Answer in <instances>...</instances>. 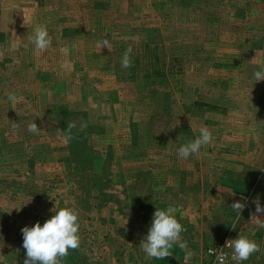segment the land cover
Instances as JSON below:
<instances>
[{
	"label": "rangeland",
	"instance_id": "1",
	"mask_svg": "<svg viewBox=\"0 0 264 264\" xmlns=\"http://www.w3.org/2000/svg\"><path fill=\"white\" fill-rule=\"evenodd\" d=\"M263 11L264 0H0V264H24L21 229L43 225L55 206L75 208L81 225L80 247L61 264H181L177 245L163 259L140 246L153 213L169 205L194 254L241 233L261 248L241 263L264 264V227L250 220L256 201L264 206V80L253 78L264 64ZM164 13L163 43L134 35ZM42 24L52 37L45 52L32 43ZM66 26L83 35L57 38ZM212 32L223 43L208 44L218 60L200 53ZM106 38L131 46L137 66L85 64ZM252 40L242 67H227L229 53ZM33 122L38 135L28 131ZM202 126L212 142L180 158ZM241 200L233 230L231 204Z\"/></svg>",
	"mask_w": 264,
	"mask_h": 264
},
{
	"label": "clouds",
	"instance_id": "2",
	"mask_svg": "<svg viewBox=\"0 0 264 264\" xmlns=\"http://www.w3.org/2000/svg\"><path fill=\"white\" fill-rule=\"evenodd\" d=\"M25 23L28 24L26 15ZM32 43L39 52H45L51 47L52 37L46 25L42 24L35 27ZM98 46L102 48L106 47L110 51L112 50L111 42L107 38L100 42ZM131 54L132 48L129 46L121 59L122 68L127 69L132 67ZM62 67L64 70H68L71 65L63 63ZM260 67L261 70L253 73L255 82L264 80V64ZM7 95L8 100L13 105L12 108L15 109L14 105L18 102V97L14 92H10ZM86 126L84 124L81 127ZM75 127L76 124L70 122L68 124L69 133ZM28 131L38 135L40 129L37 123L33 122L28 124ZM212 140V131L207 126L200 127L198 137L179 148V157L187 159L190 155L198 154L200 149L209 145ZM232 195L234 196L235 193ZM242 200L231 204L233 211L238 214L231 226L233 230L236 229L239 217L246 207V204ZM51 211L55 212V214L47 219L43 225L37 221L34 226H25L21 229L23 248L26 252L24 264H61V258L66 257L70 249L75 250L80 247L81 237L79 229L81 225L79 223L78 211L73 207L67 206L59 209L55 206ZM178 211L179 209L176 206L169 205L166 209L157 208L153 213V220L149 231L140 244L141 250L148 258L163 259L169 257L173 255L174 245L185 250V264L193 257L194 253L188 249L187 242L181 240V234L185 231V228L180 219L177 218L176 213ZM250 220L257 223L260 227H264V206L259 201H256L255 212L252 214ZM127 222L121 226L126 227ZM226 247L233 250L231 259L236 261L237 264H241V262L250 259L254 253L261 251L260 244L255 239L241 233L238 238L228 240ZM208 253L209 255L216 256L217 264H225L227 253H217L213 248H209Z\"/></svg>",
	"mask_w": 264,
	"mask_h": 264
},
{
	"label": "crops",
	"instance_id": "3",
	"mask_svg": "<svg viewBox=\"0 0 264 264\" xmlns=\"http://www.w3.org/2000/svg\"><path fill=\"white\" fill-rule=\"evenodd\" d=\"M166 13L162 14L161 17H159L161 19V23L158 24L156 27H150L149 29L146 30V35L145 36H141L139 35L138 33L137 34H134L136 35L137 37H140V38H144L148 44L150 43H156V42H161L163 43L165 40V35L167 32V25L166 23H168V21L170 20V18L166 15ZM264 15V11L262 13ZM130 20H128L129 22H135L136 20L135 19H139L137 16L135 15H129ZM245 18H247V16H245ZM105 19V20H104ZM129 19V18H128ZM94 20H99L100 22L102 21H108V19L106 18H102V19H94ZM135 26V25H134ZM77 28H72V27H69V26H66V29L65 32H63L64 30L60 31L58 34H57V38H78L80 36L83 35V33L81 32L79 26H76ZM212 31H214L212 29ZM93 33V31L91 32ZM105 35H109V32L105 31ZM128 35V33H123L121 36H122V39L125 41L126 40V36ZM132 35V36H134ZM121 39V38H120ZM123 41H120V47H117V46H114V48H112V50L110 51L109 49H107L106 47L101 49V50H96V52H93V53H87L85 54V61L86 63L85 64H90L92 63L93 61L96 62V61H99L100 64L102 65L101 67H104L106 65H104V63L108 62L112 67H114V70L115 71H120V70H130V69H125V68H122L121 67V59H122V56L123 54L125 53L126 49L128 48L127 44L125 43H121ZM213 42H216L218 45H222L223 43L220 41L219 39V35L216 34V32H212V36H211V41L208 40V41H204V42H200V53L204 54L205 56L207 55V52L210 53V56L214 57V58H217L218 55L215 54V51H214V48L209 50L208 48V44L209 43H213ZM250 45L249 47H245V46H239L234 53H229L228 57H227V67H231V66H236V68L239 67V65L242 67V64L244 62V57H249L251 55V51H252V48H253V43L254 41H250L249 42ZM252 44V45H251ZM205 50V51H204ZM133 57L131 59H134L136 62H138L137 59H139L140 56H137L135 54H132ZM225 56V54H223ZM210 56H206V59H211ZM200 57H204V56H200ZM205 58V57H204ZM218 60V58H217ZM105 63V64H106ZM93 64V63H92ZM91 64V65H92ZM132 65L133 66H137V64L135 62H132ZM90 66V65H89ZM106 71V69H103L102 71ZM131 71V70H130ZM132 71H138V68L136 69H133ZM133 74V77L131 78H126L124 77V79H120V77L122 75H120L119 73H117V76H118V79L120 81H124V80H127V81H134V80H138L137 77H139L138 74L136 73H132ZM165 81H167L168 79L167 78H164ZM212 82H215V81H212ZM217 82V81H216ZM263 241L264 238H261Z\"/></svg>",
	"mask_w": 264,
	"mask_h": 264
},
{
	"label": "built area",
	"instance_id": "4",
	"mask_svg": "<svg viewBox=\"0 0 264 264\" xmlns=\"http://www.w3.org/2000/svg\"><path fill=\"white\" fill-rule=\"evenodd\" d=\"M230 239L233 238L226 236L224 238H218L213 240L211 243L207 244V246L202 251L195 253L193 257L187 262V264H217L216 256L209 255V248L215 249L217 253H227L228 255L225 264H237L236 261L231 259L233 250L231 248L226 247L227 241ZM181 264H185L184 258Z\"/></svg>",
	"mask_w": 264,
	"mask_h": 264
}]
</instances>
